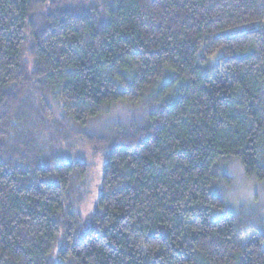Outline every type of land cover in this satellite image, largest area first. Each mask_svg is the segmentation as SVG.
Listing matches in <instances>:
<instances>
[{"label":"trees","instance_id":"16d2710c","mask_svg":"<svg viewBox=\"0 0 264 264\" xmlns=\"http://www.w3.org/2000/svg\"><path fill=\"white\" fill-rule=\"evenodd\" d=\"M263 22L264 0H0V264H264V227L214 214L224 159L264 180ZM119 101L146 120L82 133L105 155L83 229L87 166L50 131Z\"/></svg>","mask_w":264,"mask_h":264},{"label":"rangeland","instance_id":"374dc122","mask_svg":"<svg viewBox=\"0 0 264 264\" xmlns=\"http://www.w3.org/2000/svg\"><path fill=\"white\" fill-rule=\"evenodd\" d=\"M71 5L90 6L98 5L100 0H68ZM264 29V22L262 23ZM212 56L206 69H210L218 55ZM147 109L119 101L109 105L105 112L89 120L86 124L71 123L68 129L62 130L59 135L50 131L56 138L53 144L56 151L66 162L83 161L87 170L79 184L80 192L74 202L73 210L78 214V221L83 229L90 227L91 219L98 210V199L101 193L102 173L105 163L104 150L93 149L82 133L108 135L114 126L123 127L129 122H144ZM49 129L53 128L50 123ZM58 130V127L56 128ZM60 131V130H59ZM58 141V142H57ZM58 143V146H57ZM223 176H219L214 185L224 198V208L216 211L215 215L223 213L242 212L244 218L260 228L264 227V180L248 176L235 158H226L220 163ZM220 171V172H221ZM213 214V215H214Z\"/></svg>","mask_w":264,"mask_h":264}]
</instances>
